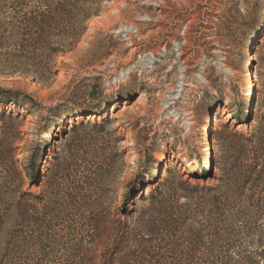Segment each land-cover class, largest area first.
Listing matches in <instances>:
<instances>
[{
  "label": "rangeland",
  "instance_id": "1",
  "mask_svg": "<svg viewBox=\"0 0 264 264\" xmlns=\"http://www.w3.org/2000/svg\"><path fill=\"white\" fill-rule=\"evenodd\" d=\"M100 1L86 34L59 56L48 76L0 75L1 93L16 99L0 104V113L12 114L22 132L14 141L3 131L9 122L0 121V184L17 168L35 163L49 178L40 186L26 174L23 190L41 194L62 179L52 177L62 173L72 127L107 120L111 129L118 127L126 135L121 148L127 152V166L115 181L118 191L110 196L116 200L112 211L121 204L130 178L147 169L151 175L161 169L162 179L145 189V198L185 181L219 184L230 169L234 136L253 131L258 122L253 115L264 109V0ZM95 105L102 108L101 115L81 116L80 107ZM71 111L68 118L61 117ZM10 148L17 151L19 164L5 155ZM203 169L210 172L207 181L192 177ZM148 207L149 202L138 205L139 211ZM50 223L43 245L47 257L36 253L43 242L36 243L30 261L69 264L73 260L66 250L87 239L88 231L75 222L65 230L62 215ZM236 230L229 242H218L217 258H206L214 246L205 239V248L192 260L145 264H264V204L259 210L240 207ZM28 235L38 238L35 228Z\"/></svg>",
  "mask_w": 264,
  "mask_h": 264
},
{
  "label": "trees",
  "instance_id": "2",
  "mask_svg": "<svg viewBox=\"0 0 264 264\" xmlns=\"http://www.w3.org/2000/svg\"><path fill=\"white\" fill-rule=\"evenodd\" d=\"M77 2L82 7H76L80 6ZM100 3V0H0V75L40 79L48 76L59 56L71 51L86 34V23L99 10ZM40 6L46 11H41ZM77 18L79 23L75 22ZM72 19L74 22H70ZM15 100L0 91V104ZM80 108L85 118L103 113L100 105ZM74 112L61 117L68 118ZM253 116V121H258L254 130L234 136L230 169L219 184L207 186L185 181L177 188L157 190L145 198V189L162 179L161 169L157 175H151L147 169L130 178L122 188V202L115 211L112 209L116 200L110 196L117 193L115 181L127 166V152L121 148L126 135L118 127L111 129L109 120L75 124L70 132L72 145L62 157L59 174L62 177H52L62 178L60 181L45 186L41 194L24 191V175L32 182L40 181V186L49 178L32 163L24 170L17 168L8 181L0 184V264H55L30 261L29 255L36 243L43 242L36 253L47 257L43 245L50 219L61 215L65 230L75 222L79 229L88 231L87 239L82 237L66 250L73 260L69 264L189 261L205 248V239L214 246L206 258H217L218 242H229L237 234L238 209L259 210L264 204V109L261 115ZM16 120L12 114L1 111L0 121L9 122L3 131L14 141L22 135L13 123ZM4 153L19 164L14 159L17 153L14 148ZM209 173L203 169L192 177L207 181ZM146 174L149 176L145 177ZM182 199L196 201L194 208L192 204L180 205ZM140 202H149L150 207L139 211ZM10 223H13L10 233L1 241L3 230ZM32 228L38 232L37 239L28 235Z\"/></svg>",
  "mask_w": 264,
  "mask_h": 264
},
{
  "label": "bare ground",
  "instance_id": "3",
  "mask_svg": "<svg viewBox=\"0 0 264 264\" xmlns=\"http://www.w3.org/2000/svg\"><path fill=\"white\" fill-rule=\"evenodd\" d=\"M250 73H247V77H246V80H245V83L247 84L248 82H250ZM205 143L208 145L209 144V139H208V135L205 136ZM208 151V148H205V150L203 151V153H206ZM208 156V155H207ZM205 161H208V159Z\"/></svg>",
  "mask_w": 264,
  "mask_h": 264
}]
</instances>
